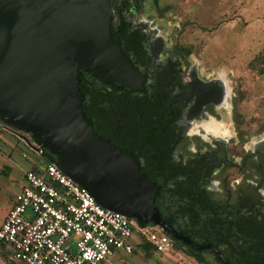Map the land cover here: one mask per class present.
<instances>
[{"label": "flooded vegetation", "instance_id": "1", "mask_svg": "<svg viewBox=\"0 0 264 264\" xmlns=\"http://www.w3.org/2000/svg\"><path fill=\"white\" fill-rule=\"evenodd\" d=\"M143 13L127 15L133 39L120 45L143 89L104 83L101 112L86 108L87 122L156 186L174 254L188 264H264V127L246 132L225 75L207 73Z\"/></svg>", "mask_w": 264, "mask_h": 264}, {"label": "water", "instance_id": "2", "mask_svg": "<svg viewBox=\"0 0 264 264\" xmlns=\"http://www.w3.org/2000/svg\"><path fill=\"white\" fill-rule=\"evenodd\" d=\"M110 0H0V123L103 209L168 232L156 186L130 155L95 136L82 112L78 71L140 91L146 77L110 36Z\"/></svg>", "mask_w": 264, "mask_h": 264}, {"label": "rangeland", "instance_id": "3", "mask_svg": "<svg viewBox=\"0 0 264 264\" xmlns=\"http://www.w3.org/2000/svg\"><path fill=\"white\" fill-rule=\"evenodd\" d=\"M159 4L170 10L160 17L148 0L142 17L156 23L171 45L189 50L207 73L225 75L235 95L236 117L247 124L246 132L253 135L264 127V0H159ZM45 164L0 123V226L24 184V173ZM129 242L131 254L119 252L99 264H188L173 251L144 252L136 234ZM0 264L24 263L14 261L10 247L0 245Z\"/></svg>", "mask_w": 264, "mask_h": 264}, {"label": "built area", "instance_id": "4", "mask_svg": "<svg viewBox=\"0 0 264 264\" xmlns=\"http://www.w3.org/2000/svg\"><path fill=\"white\" fill-rule=\"evenodd\" d=\"M37 156L41 146L34 145ZM134 220L100 207L88 192L64 175L56 163L24 173V184L0 226V245L24 264H99L116 253L131 254L138 235L154 252L171 254L162 230L136 229Z\"/></svg>", "mask_w": 264, "mask_h": 264}, {"label": "trees", "instance_id": "5", "mask_svg": "<svg viewBox=\"0 0 264 264\" xmlns=\"http://www.w3.org/2000/svg\"><path fill=\"white\" fill-rule=\"evenodd\" d=\"M148 0H110V8H111V26H110V36L113 40L119 43V45L125 44L127 45L130 40L133 39V36L129 34V19L127 18L128 14L132 12H140L143 8V5ZM154 8L157 12H159V16L162 17L166 12L170 10L167 6L163 9H160L159 0H151ZM186 55L190 52L189 50H183L180 48ZM122 52L127 56L129 55L124 49ZM79 76V91L84 97V101L82 102L81 108L83 112V116L85 121L87 122L88 118L86 115V108H92V111L95 114H99L101 112V104H102V92L101 86L104 85V82L92 76L90 72H85L82 70L78 71ZM235 119H238L235 117ZM26 134V133H25ZM30 137L31 142L36 146H41V143L38 139H36L33 135L27 134ZM41 157L45 161V163H57V157L49 153L45 148H42ZM140 226L144 224L142 222H137ZM144 252L148 253L150 250L154 251L152 246L148 243L143 242L139 244Z\"/></svg>", "mask_w": 264, "mask_h": 264}]
</instances>
